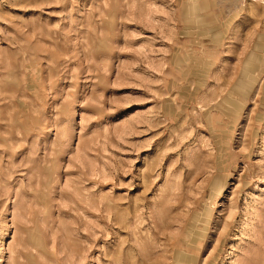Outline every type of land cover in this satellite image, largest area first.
<instances>
[{
	"label": "rangeland",
	"instance_id": "obj_1",
	"mask_svg": "<svg viewBox=\"0 0 264 264\" xmlns=\"http://www.w3.org/2000/svg\"><path fill=\"white\" fill-rule=\"evenodd\" d=\"M0 264H264V0H0Z\"/></svg>",
	"mask_w": 264,
	"mask_h": 264
}]
</instances>
